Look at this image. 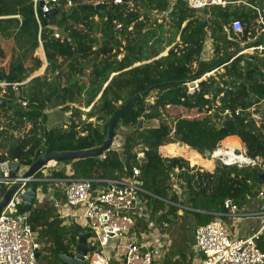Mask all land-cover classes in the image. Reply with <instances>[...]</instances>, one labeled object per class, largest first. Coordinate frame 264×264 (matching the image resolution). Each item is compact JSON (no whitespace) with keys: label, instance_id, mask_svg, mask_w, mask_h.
<instances>
[{"label":"trees","instance_id":"obj_1","mask_svg":"<svg viewBox=\"0 0 264 264\" xmlns=\"http://www.w3.org/2000/svg\"><path fill=\"white\" fill-rule=\"evenodd\" d=\"M72 1V7L59 8L55 16L42 13L38 4L39 24L34 15L35 0H0V74L4 82L21 83L40 70L43 61L34 55L40 42L48 62L47 73L23 85L19 96L11 88L1 96L6 106L0 107V162L10 160L24 168L45 153L99 147L112 118L141 94L115 129V135L119 124L127 130L119 149L115 144L100 157L60 162L49 171V179H91L106 186L99 181L122 180L138 167L144 190L139 192V199L149 213L145 224L137 220L140 228L151 226L158 233L168 224V231L181 212L187 219L186 233H192L193 241L198 226L226 214V200L240 208H251L261 187L258 170L213 167L211 160L199 155L205 157L206 150L213 152L225 140L237 138L250 157L264 163V78L258 75L250 55L231 58L240 51L241 41L228 27L238 19L245 28L242 39L248 32L254 33L257 17L250 6L258 2L263 6L264 1L227 0L224 6L201 11L189 8L185 0H127L122 4H114V0ZM96 1L109 7H81ZM55 30L62 32L63 41L54 37ZM96 33L102 39L99 46ZM2 39L12 40L29 64H14L9 59L3 63L7 56ZM208 41L209 57L203 55ZM62 62L66 63V73ZM255 62L264 72L259 57L255 56ZM87 69L90 84L81 82ZM213 69V74L202 80L199 91L187 92L186 81ZM149 87L153 88L146 91ZM21 102H27L26 107ZM81 103L79 107L85 108L92 104L87 113L70 106ZM49 106L71 112L69 123L48 128L45 110ZM169 107L196 114L177 116L168 123L163 113ZM226 110L233 113L231 118L223 116ZM237 110L238 116L234 114ZM83 115L104 122L103 127L82 120ZM140 152L142 160H138ZM182 157L192 166L212 171L190 167ZM42 185L46 190L48 184ZM30 186L41 184L33 182ZM3 192L2 188L0 194ZM62 198L60 192L55 193V199L64 205ZM30 212L32 228L38 231L39 241L47 244L49 264H64L58 255L71 254V248L78 245L75 231L83 229L66 223L49 205L34 206ZM258 247L264 253V236ZM166 255L163 264L192 262L183 247Z\"/></svg>","mask_w":264,"mask_h":264},{"label":"built area","instance_id":"obj_2","mask_svg":"<svg viewBox=\"0 0 264 264\" xmlns=\"http://www.w3.org/2000/svg\"><path fill=\"white\" fill-rule=\"evenodd\" d=\"M125 1L127 0H114V4H122ZM185 1L189 8L196 11L213 5L224 6L227 4V0ZM43 2V6H39V8L46 15L54 9L58 10L61 7L68 8L74 5L72 0H66L65 4L61 0H45ZM99 3L104 2L96 1L93 4ZM38 4L39 2L35 0L34 15L40 24ZM129 5L133 6L132 3ZM250 7L257 17L254 33L250 31L246 34V38L242 39L245 28L241 20L238 19L232 21L228 27L235 35L240 36V45L243 50L240 53L259 57L264 64V6L254 4ZM120 27L121 25H117V28ZM54 36L61 38L58 33H55ZM40 47H42L41 42ZM47 66L48 62L45 58L42 71L35 72L27 80L21 83L0 82V97L8 91V88H11L15 96H19L21 87L32 78L44 75ZM210 75L211 72L201 78L186 81L187 92L194 94L199 91L202 80ZM21 105L26 107L27 102H21ZM239 113L240 110H237L234 114L238 116ZM232 115L230 110L223 113V116L229 118ZM173 133L174 128L170 137L173 136ZM122 140L115 135L113 142L118 146L117 149L121 147ZM238 141L240 142L239 139ZM223 143L212 152V159L219 161L220 165L236 166L239 169H257L258 172H264V163L250 157L242 142H240L241 148L226 147ZM222 149L225 150L222 151ZM143 157L142 152L138 153V160H142ZM15 164L17 163L10 160L0 162V190L4 189L3 194H0V200L12 186L19 184L18 189L0 214V264H37V255L42 249L39 233L32 228L29 222L31 212L21 213V207L24 204L23 194L33 182L40 183L41 186H43L42 183H47L48 187H51L44 199L60 192L68 207L76 209L77 213L84 209L80 216L75 213H67L66 216L74 218V224L78 227L83 228V225L86 224L95 239V250L84 257L87 264H163L167 247L171 243L166 236L167 233L163 232L168 224H164L158 233L149 226L152 231L150 234L138 225V218H149L148 210L139 199V192H144V190L138 167H134L133 173L126 175L122 180H100L99 182L107 184L100 186L91 179H49V171L58 167V163L54 161L48 162L28 178H24L23 175L31 165L24 168L19 166V171L15 173L13 170ZM67 170L69 171L70 168ZM70 174L69 172L68 175ZM36 192L38 198L42 187L39 188V191L36 188ZM138 201L141 203L140 206L137 205ZM50 203L56 210L62 211L63 204L59 203L54 196L50 199ZM256 204V210L250 211L246 206L240 208L238 204L228 199L224 202L226 214L219 215L209 224L198 226L195 229L194 246L198 248V252L202 256L197 264H264V253L258 247V242L264 236V184H261L257 190ZM143 210H146V215H143ZM255 216L262 219L256 230L250 234H235L239 230L233 227L234 221ZM77 217L84 221H77ZM227 218L232 221L231 226L228 225ZM70 253L69 255L74 256L77 253L76 247H72Z\"/></svg>","mask_w":264,"mask_h":264},{"label":"rangeland","instance_id":"obj_3","mask_svg":"<svg viewBox=\"0 0 264 264\" xmlns=\"http://www.w3.org/2000/svg\"><path fill=\"white\" fill-rule=\"evenodd\" d=\"M172 1H176V0H172ZM258 4H259V2H258ZM262 5L264 6V3ZM97 20L98 19L95 18V21H97ZM55 33H58L59 36L62 38L61 41H63L62 32L60 30H55ZM94 36L97 38V40H98V45L97 46H99L101 41H102L101 35L96 33ZM177 41H178V39H177ZM1 45H2L3 49L5 50L6 56H7V58L4 59V61H2L3 63L7 59H9L14 64L19 63V62L24 63V64H29V62H26L24 57L21 55V52L18 49H16V47H15V45H14L12 40L2 39L1 40ZM97 46L95 44V47H97ZM167 52H168V49L165 50V52L162 53L161 56L162 55H166ZM34 55L38 56L40 58L43 57V60H44V56H43V52L41 51V47H39L37 49V51L35 52ZM121 57H122V55L119 57V59ZM259 61L261 62L262 60L259 58ZM261 64H263V61H262ZM43 66H44V62H43ZM43 66L36 73L41 72V69H43ZM263 67H264V64H263ZM61 69H62V71L64 73L67 72L66 63H64V62L61 63ZM89 72H90L89 69H87L85 71V74L81 78V82H86L87 84H90L92 82V79L90 77ZM46 73H47V69L45 71V74ZM0 94H1V90H0ZM149 100L152 101L153 99L150 97ZM96 103H97V99H95L93 104H96ZM82 104L83 103H81V104H70V106L71 107H79V106H83ZM91 106H92V104H91ZM91 106H89L88 108H85V107H79V108L84 113H87L90 110ZM45 111H46L45 112L46 113V126L48 128L52 127V126H56V125H62V124H68L69 123L71 112H65L62 108H54V107H51V106L47 107ZM193 114H196V113L193 112V111H186L185 109H183L181 107H169L163 113V119L166 122L171 123L172 120L175 117H177V116L191 117ZM81 119L82 120L86 119L87 121H91L94 125H98L100 128H102L103 125H104V122H97V120L95 118L87 119L86 115H83ZM154 124L156 125V122ZM146 125L149 126L151 124H146ZM126 131H127L126 128L121 126V124H119V128L117 130V136L122 138V139H124L123 136L126 133ZM232 139H234V138H232ZM235 140L238 141L237 139H235ZM114 144L115 143L113 142V145ZM175 144H179V143H175ZM199 156H201V158L205 159V160L212 159V157L208 159L206 157H203L202 155H199ZM173 157H179V156H173ZM182 158H184V157H182ZM184 159L189 162L190 167L197 168L200 171H205V170H208V171L211 170L212 171V169H206V168H202V167L192 166L191 162L188 159H186V158H184ZM213 162H214L213 163V167H216L217 165H220L219 161L213 160ZM40 187H42V192L38 194V198L36 200L35 206H38V205H40V204H42L44 202V198H45L46 194H48L49 190L51 189V187H47L46 190H45L44 186H38L37 187L38 191H39ZM57 188H60V187L57 186ZM176 188L178 189L177 186H176ZM62 200L65 203L64 197L62 198ZM256 205L257 204H256V201H255L252 204L251 208L255 209ZM61 208H62L61 212H64V213H75V214H78V216H80L84 212V209H82L79 213H77L76 209L68 207L66 204L62 205ZM142 213H143V215H146V210H143ZM182 214L183 213L178 212V216L176 218H174V220H172V223L169 225L168 231L166 230L167 228L163 231L164 233L165 232L167 233L166 236H168L169 240L171 241L170 246L167 247L166 253L169 255V252L171 250L173 252H175L178 248H182L183 247V248L186 249V253H187V256H188L187 259L192 261L191 264H197L199 262V260L202 258V256H201V254L199 252H197L195 250H194L195 251L194 252L191 249L193 244H194L192 233H189V235H188V232L186 233V228H187V225H188L187 224V219L184 216H182ZM139 219H140V221H142L143 224H145V222L147 221V219L144 218V217L138 218V220ZM70 220L74 224L75 219L70 217ZM76 220L77 221H84L83 219H81L79 217H77ZM261 222H262V219L259 216H257V217L256 216L255 217H248V218H240L239 220H236V221L233 222V227L238 229L239 231H241L242 229L248 228V233H249L252 230L253 231L256 230L260 226ZM81 223L84 224L83 222H81ZM228 225H230V223ZM144 228H145V232H147L149 234L152 232L149 227L144 226ZM249 228H250V230H249ZM82 229H83L84 232L90 233V230L86 226V224L83 225ZM160 230H161V228H160ZM88 243L92 244L93 246H94V244H96L95 239H94V237L92 235L88 239ZM41 244H42V250H43V248L47 247L46 243H41ZM193 247L195 248V246H193ZM166 256L164 257L163 263L165 261ZM49 259H50V257H48V256H47V258H45V260H47V261ZM173 259H177V257H175ZM42 260H44L43 257L39 260L40 264H43Z\"/></svg>","mask_w":264,"mask_h":264},{"label":"water","instance_id":"obj_4","mask_svg":"<svg viewBox=\"0 0 264 264\" xmlns=\"http://www.w3.org/2000/svg\"><path fill=\"white\" fill-rule=\"evenodd\" d=\"M44 4L43 1H40L39 6L42 7ZM84 9H94V10H99L101 8H108L109 4L105 3H99V4H89V3H84L81 6ZM58 10L54 9L51 11V13L47 14L48 16H55L57 14ZM204 26L207 24V21L204 20L202 23ZM114 33V28L111 27V36H113ZM243 50L240 49L239 52L234 53L231 55V58H234L241 54ZM164 56V55H162ZM250 59L253 61V64L255 66L256 71L258 72V75L260 77L264 78V72L261 71L258 67V65L255 62V56L250 55ZM216 69L211 70L210 72L214 71ZM3 81V77L0 74V82ZM153 87H149L146 89V91L150 90ZM100 97V96H99ZM141 97V94L136 95L132 99L128 101L127 104H125L119 112L112 118L110 121L108 127H107V135L106 138L103 142V144L99 147L92 148V149H86V150H80V151H65V152H53V153H45L42 154L26 171V173L23 175L24 178H28L32 175H34L37 171H39L43 166H45L48 162L54 161L56 163L64 162V161H73V160H79V159H84V158H90V157H100L104 155L106 151H109L113 145V140L115 137V129L119 123L120 118L129 112L131 109L133 103H135L139 98ZM253 98V96H251ZM6 102L0 97V107H5ZM140 127H142V123H140ZM185 146V145H184ZM204 155L206 158H211L212 157V152L210 150H206L204 152ZM221 166H226V165H221ZM13 170L14 172L19 171V165L15 164L13 165ZM258 180L260 184H264V172L261 171L258 173ZM19 184H15L12 186L3 196V198L0 200V214L3 210V208L8 204L10 201L11 197L15 193V191L18 189ZM93 189H95V186H93ZM24 198V204L21 207V213H25L27 211H30L36 203V198H37V192L36 188L34 186H29L25 193L23 194ZM138 206L141 205L140 201H138ZM75 234L77 235L78 239V245L76 247L77 253L74 256H71L67 253H62L58 255V259L64 263V264H87L85 261L84 257L87 256L89 252H93L95 250V247L93 245H90L88 243V239L90 238L91 234L86 233L82 230H76ZM195 251L198 252V248L195 247ZM38 256V255H37Z\"/></svg>","mask_w":264,"mask_h":264},{"label":"crops","instance_id":"obj_5","mask_svg":"<svg viewBox=\"0 0 264 264\" xmlns=\"http://www.w3.org/2000/svg\"><path fill=\"white\" fill-rule=\"evenodd\" d=\"M258 5V4H257ZM261 6V5H260ZM207 45L205 46V49H204V52H203V55L204 56H207V57H209V53H211V44H210V42L208 41L207 43H206ZM41 51L43 52V56H44V59L46 58L45 57V53H44V50H43V47H41ZM206 58V57H205ZM42 59V61L44 62V60H43V57L41 58ZM41 71H42V69H41ZM220 71H222L221 69H220ZM214 72V71H213ZM213 72H211V74H213ZM38 73H40V72H38ZM229 139H232V138H229ZM228 140V139H227ZM55 197V193L53 194V195H51V197H50V195L47 197V199H44V202L42 203V204H40L39 205V207H46V206H52V207H54L51 203H50V199H52V197ZM46 205V206H45ZM248 210H250V211H252V210H255V209H253V208H248V207H246ZM54 209H55V211H56V213H58L60 216H61V218H63V219H65V222L66 223H72V221L70 220V218L69 217H67L66 216V214L67 213H65V214H62V213H64V212H60V211H58V210H56V208L54 207ZM237 220H239V219H237ZM226 221H227V223L229 224L230 223V225L229 226H231V224H232V221L230 220V219H226ZM249 230H250V228H249ZM253 231V230H252ZM252 231L251 232H249L248 233V228H246V229H242L241 231H237V233H235V234H238V235H243V234H250V233H252ZM45 250V251H44ZM47 250L45 249V248H43V250L41 249V251L39 252V254H38V256H37V264L39 263V260L43 257L44 258V260H42V263L43 264H49V260L47 261V260H45V258H47V256L49 257V254H48V252H46ZM48 254V255H47ZM40 264V263H39Z\"/></svg>","mask_w":264,"mask_h":264},{"label":"bare ground","instance_id":"obj_6","mask_svg":"<svg viewBox=\"0 0 264 264\" xmlns=\"http://www.w3.org/2000/svg\"><path fill=\"white\" fill-rule=\"evenodd\" d=\"M236 138H234V139H228V140H225L224 141V146H226V147H231V148H234V147H237V148H241V143L239 142V141H236L235 140ZM223 150H225V149H222V151ZM224 153V152H223ZM212 162H213V160L212 159H210ZM214 163V162H213Z\"/></svg>","mask_w":264,"mask_h":264},{"label":"clouds","instance_id":"obj_7","mask_svg":"<svg viewBox=\"0 0 264 264\" xmlns=\"http://www.w3.org/2000/svg\"><path fill=\"white\" fill-rule=\"evenodd\" d=\"M42 60V59H41ZM43 66V65H42ZM4 81V80H3Z\"/></svg>","mask_w":264,"mask_h":264}]
</instances>
